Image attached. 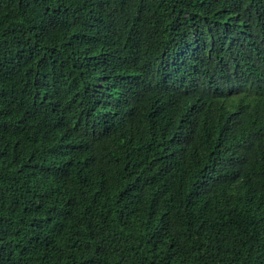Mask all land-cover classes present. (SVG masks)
Segmentation results:
<instances>
[{
	"label": "trees",
	"instance_id": "16d2710c",
	"mask_svg": "<svg viewBox=\"0 0 264 264\" xmlns=\"http://www.w3.org/2000/svg\"><path fill=\"white\" fill-rule=\"evenodd\" d=\"M0 264H264V0H0Z\"/></svg>",
	"mask_w": 264,
	"mask_h": 264
}]
</instances>
